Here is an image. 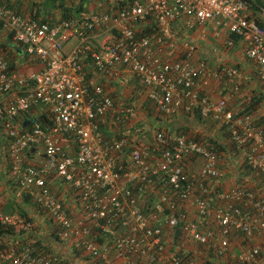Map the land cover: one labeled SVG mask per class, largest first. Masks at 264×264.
I'll list each match as a JSON object with an SVG mask.
<instances>
[{"label":"built area","instance_id":"built-area-1","mask_svg":"<svg viewBox=\"0 0 264 264\" xmlns=\"http://www.w3.org/2000/svg\"><path fill=\"white\" fill-rule=\"evenodd\" d=\"M121 1L54 23L0 4L2 33L40 63L33 72L11 70L0 51V118L12 179L53 217L61 242L101 264H197L198 258H186L179 247L171 249L178 229L205 247L204 253L211 249L236 264H264V196L243 183L218 190L226 172L213 145L157 128L153 137L146 136L135 121V105L117 107L106 83L139 81L166 117L198 111L226 129L251 169L264 174V129L256 115L232 106L246 74L221 57L222 46H241L264 88V28L251 2ZM149 20L153 31L138 36L137 28ZM211 24L227 34L224 44L212 48L218 61L211 60L210 51L200 56L198 44L189 39L203 36ZM232 35L239 36V44ZM73 39L77 43L66 51ZM218 80L224 90L219 98L211 87ZM33 107L50 123L22 132L15 120ZM126 116L134 130L105 139L99 122L126 124ZM36 152L39 157L32 159ZM193 163L200 164L198 172L191 170ZM51 177L75 191L74 216L51 190ZM0 225L21 231L33 224L0 206ZM36 243L9 242L0 249V264H52L50 254L35 252Z\"/></svg>","mask_w":264,"mask_h":264},{"label":"trees","instance_id":"trees-1","mask_svg":"<svg viewBox=\"0 0 264 264\" xmlns=\"http://www.w3.org/2000/svg\"><path fill=\"white\" fill-rule=\"evenodd\" d=\"M80 2L77 5L71 6L70 4L73 2L72 0H46V7L47 11H51L54 8H58L61 11V19H73V18H79V16L89 11L88 5L86 3L88 0H79ZM110 0H100V2L104 3L107 8H109V2ZM121 5H123L121 0H118ZM251 2L253 6V14L254 18L257 19L259 24L264 28V0H248ZM71 2V3H70ZM0 4L14 10L15 12L21 14L24 11H21L23 9L24 5H20L19 2L11 4L9 1L0 0ZM75 4V3H74ZM89 4V3H88ZM26 11V10H25ZM28 11L30 12L29 16H31L34 19L54 23L51 21L49 17L46 15L43 16L41 8L38 6L33 5V7L28 8ZM263 14V15H262ZM154 25L149 20L146 24L144 23L143 26H140L137 28L138 36H143L146 34H149L153 31ZM235 39L236 43L239 44V36L232 35ZM13 39L11 36H8L6 39H0V51L6 53L9 61H10V69L11 70H23L22 67H24L22 64H20V59H24V61L27 63L28 61L32 63H37L35 59H32V57L28 54H24L22 58H19L17 55V52L10 48V42H12ZM29 63V62H28ZM85 63L88 65V67L91 65V58L89 56L88 59L85 60ZM239 67L240 65L237 64ZM241 67V66H240ZM239 67V68H240ZM90 68V67H89ZM91 75V74H90ZM137 91L134 93L137 97H139L140 93L145 96L146 103L145 108L140 104L136 96L132 94V97L130 99H127L126 101L121 100V96L116 97L113 95L115 104L117 107H127V106H133L138 110V114L141 112L145 117V119L152 124L157 123V129L169 132L173 135H186L189 139H194L199 141L200 143H204L207 145H213L214 148L219 152H226L228 159L231 158H237L239 164H233L235 167L237 166L241 168V170L238 171V173L241 171L242 180L239 183L245 184L249 190H252L256 193L258 196H264V174L258 171H253L247 161L243 158L240 153H238L235 150L234 144L231 141L230 135L227 130L223 128L224 137H220L218 134L215 135L216 131H210L208 130V127L204 126V129L200 128H193L190 124H182L178 127H175L173 125L170 126V124L164 122V118L166 117L164 113L160 112L157 108V106L150 100L145 94V89L143 86H141L137 81ZM261 84V83H260ZM131 96V95H130ZM251 98L249 100L243 98V103L241 105V109L245 112H249L251 114L256 115L257 120L256 123L258 126H260L262 129H264V112L261 110L262 103L264 101V91H254L251 95ZM248 95V98L250 97ZM247 97V96H246ZM235 102L241 100L239 96L235 98ZM238 99V100H237ZM140 108V109H138ZM35 112H38V122L36 123H30L28 120L33 118V116L36 115ZM187 114V113H185ZM190 118H194L197 122H195L196 125H204V122L208 121L205 120L198 111L195 112V114H187ZM115 116H112L111 118L115 121ZM185 120L188 123V119L185 116ZM189 118V119H190ZM110 120V119H109ZM210 120V119H209ZM16 124L20 127V131L25 132L27 130H31L36 126H44L47 123H50V120L47 118V114L42 111L40 108L33 107V109L24 115H20L15 120ZM4 120L0 118V144L8 148V135L5 132V126H4ZM142 123V122H141ZM165 123V124H163ZM143 125V124H142ZM99 130L103 137L105 139L113 140V138L121 137L123 132H129L130 130H134V128L131 125L130 119L126 116V124L121 123H115V125H110L105 122H99ZM170 130V131H169ZM149 137V136H148ZM153 137L150 136V138ZM71 144V142H69ZM7 152V151H6ZM237 155V156H235ZM226 157V156H225ZM224 159V163H226V158ZM10 168V166H9ZM56 179L54 177L50 178V181L48 182L49 186L51 187V190L54 191L56 196L62 201L63 204L69 206L68 211L71 213L70 215L74 216L73 209L70 207L71 205L68 203L69 199L67 197L72 196L74 199L77 198L75 191L69 186L67 182L64 180L60 181L58 184V181H55ZM16 185V183H14ZM13 184V186H14ZM67 185V186H66ZM224 185V184H223ZM223 185L220 187L221 189H226L223 187ZM66 186V187H65ZM225 186V185H224ZM23 197L26 201V203L31 204L32 206L37 207V211L43 216V214H47V212L44 210V208L40 207L36 202L33 201L30 194L23 192ZM2 196H0V206L6 213H20L22 216L26 217L28 221H30L33 225L30 230L24 229L21 231H17L15 228L5 225H0V249L7 246L9 242L13 241L16 243H28V240L30 239H36L37 243L35 245V252L38 251L45 253H48L52 256V264H76L72 261L75 260V258L82 257L85 260H88L90 264H101V262L98 259H94L91 256H86L84 254V250L73 247V251L68 252L66 250H60L61 246L58 248L53 249L49 244L47 243V239L45 235L42 232H39L40 229L43 230V225L38 223L36 217L34 214H31V211L25 209L23 206H20L18 204L14 205L12 204V207H6L5 203L1 200ZM73 199V200H74ZM75 204V203H74ZM16 206V208H13ZM39 215V214H38ZM50 218L51 223L53 224V231L49 232V237L55 236L53 238V244L55 242L56 246H59L60 244H64L61 242V240L56 236L58 227L55 224V221L53 217H51L49 214H47ZM40 216V217H41ZM238 241L242 240L241 234L238 232L235 234ZM49 238V239H50ZM52 241V240H51ZM189 242V243H188ZM60 243V244H59ZM175 245L179 252L186 256V258H198L197 264H219V259L221 257H216L214 255V252L210 249L209 253H204L206 251V248L202 245H199L195 242L188 241L187 238H185L184 234L178 229L177 237L175 240ZM54 245V246H55ZM67 245V244H66ZM181 245V247L179 246ZM53 246V247H54ZM55 246V247H56ZM68 248H70V245H67ZM239 247V246H238ZM65 248V247H64ZM210 255V256H209ZM223 264V263H220ZM228 264V263H224Z\"/></svg>","mask_w":264,"mask_h":264},{"label":"crops","instance_id":"crops-1","mask_svg":"<svg viewBox=\"0 0 264 264\" xmlns=\"http://www.w3.org/2000/svg\"><path fill=\"white\" fill-rule=\"evenodd\" d=\"M5 1H8V2L10 1L11 4L19 2L20 5H24L23 9H21V11H24L23 13H21L22 15L29 16L30 12L28 11V8L33 7V5H35V6H38L39 8H41L43 16L46 15L53 22L59 21L61 19V16H62L61 11L58 8H54L50 12L47 11L46 0H5ZM91 1H93V0H91ZM99 1L100 0H94L93 1L94 3L91 2L92 4H88L89 11H97V10L100 11L102 9H105L104 3L100 4V6L96 5V2H99ZM70 5L73 6L72 4H70ZM206 31H207V33H205L203 36L201 34H199V35H195L194 37L189 38L190 41L197 43L199 47L201 45V49H200L199 53H200V56H202L203 58L204 57L206 58V56H207L206 52L210 51V49L215 48V47H220V43L217 42L218 39L221 42V40H223L224 38L227 37L226 36L227 34H225V31L220 29L219 24H211V29L209 27L208 30H206ZM7 38L8 37L5 36L2 33V31L0 30V39H2V40L6 39L7 40ZM220 38H221V40H220ZM74 40H76V39H74ZM13 43H15V42L14 41L10 42V44H9L10 48L17 52V50L12 46ZM239 46L240 45H238L237 47H239ZM73 47H71V48L66 47V51H70ZM24 54H26L25 51H24ZM24 54L19 55L17 53L19 58H22L24 56ZM244 58H246V56H245V53L243 52V50L240 46V50L235 47V50L232 51V55L228 59H226V60L224 59L223 61L233 63V64L234 63L239 64L241 66V67L240 66L239 67L246 74V78L243 82V89L245 90V94L251 95L255 90L256 91H264V88L260 84L261 82L258 79V75L256 72L255 65L251 61H249L248 59H244ZM222 59H223V57H222ZM20 60H21L20 64H22L24 66V67H22L24 71L33 72V71H37L40 69V63L35 64V63L30 62V61H28L29 63L28 62L26 63L24 61V59H20ZM217 61L214 62L216 65H217V63H216ZM214 63H213V66L215 67ZM105 81H107V80H105ZM106 83L109 84V87L111 88V91H113L114 96H116V97L121 96V92H119L118 90H115V89H119L117 87L119 85V82L112 81L110 83L109 82H106ZM136 84H137V82H135V79L126 78L125 86L123 85L120 88H127L129 86L134 87ZM211 87L214 90H216V92H215L216 97L219 98L220 96H222L223 86L221 85L220 80L214 82V84L212 83ZM3 98H4V96H3ZM0 99H1V97H0ZM234 100H236V99H234ZM261 110L262 111L264 110V101L262 103ZM35 113H36V115L33 116V118H38V115H37L38 112H35ZM171 125L172 124H170V126ZM6 151H7L6 147L3 146L2 144H0V196H2V198H1L2 202L5 203L6 207H8V206L12 207V204H14V205L18 204L20 206H23L25 209L31 211L32 215L34 214L38 223L43 225V227H44L43 229H45V228L47 229V225H46L44 218L40 217L37 214V212H35L36 207H33L31 204L26 203V201L23 197V191L21 190L20 187H18L17 185L14 184L15 182L10 175V168H9V163L7 161V152ZM38 157H39V154L37 152L33 153L31 155L32 159H37ZM13 184H14V186H13ZM67 198L69 199V202L71 205L70 207L73 209V212H78L79 208H77L78 204L76 203V200L72 196H69ZM13 208H16V206H14ZM64 250L70 252L67 245L65 246ZM78 258L80 259L79 264H90L88 260H82L81 261V258L80 257H78Z\"/></svg>","mask_w":264,"mask_h":264},{"label":"rangeland","instance_id":"rangeland-1","mask_svg":"<svg viewBox=\"0 0 264 264\" xmlns=\"http://www.w3.org/2000/svg\"><path fill=\"white\" fill-rule=\"evenodd\" d=\"M72 1L73 2L72 3L70 2V3L73 4V5H77L80 2L79 0H72ZM93 1L88 0V2L86 3V5H88V3L89 4L94 3ZM100 4H102V2H100V1L99 2H96V5L97 6H100ZM209 27L211 29V25H208L207 28H206V30H208ZM224 39H223V41L225 42ZM220 40H221V38H220ZM223 41L221 40V42H223ZM217 42L220 43L219 39L217 40ZM224 42H223V44H224ZM76 43H77V40H74L73 39V40H71L69 42V44H68L67 47L68 48H71ZM222 47H223V50H222V53H223L222 55L223 56L221 55V57H223V59L226 60V59H228L232 55V51L235 50V48H233L232 50H228L224 46H222ZM199 49H201V45H200ZM239 50H240V48H239ZM208 55L211 57V60H213V59L214 60H217L220 57L218 50H215V49H210V52L208 53ZM244 59H247V58H244ZM225 64H227V65H233V63L231 64L229 62H227ZM137 86L138 85L136 84L134 87L129 86L127 88H120L121 86L118 85L117 87L119 89H115V90H118L119 92H121V97H120L121 100L126 101L127 99H130L132 97V94L135 95L134 93L137 91ZM0 97H2V94L1 93H0ZM135 98H137L138 101L140 102V104L143 106V108H145V103H146V99L145 98L146 97L143 96L140 93L139 97L136 96ZM234 105H235V102L232 101V106H234ZM138 109H140V108H138ZM263 112H264V110H263ZM185 116L189 120L188 123L185 120L186 119ZM144 117L145 116L143 114H141V112H140L139 114H137V117H136L135 121H137L139 123V126L141 128H143V126H144V129L143 130H145L144 131L145 135L150 137V136L154 135V132H155L157 126H158L157 125L158 122H155V124L149 123ZM189 118H190L189 115L185 114V112H183V111H180V113H178V114H176L174 116L165 117L164 118V122L165 123H168V124H172L174 126V128L175 127H178L179 125H182V124H185V125L190 124L191 127H193V128H197L198 127L200 129H204V126H206V127H208V130L213 131V132L216 131L215 135L218 134L220 137H222V136L224 137L223 128L220 125L216 124L214 121L208 120V121L204 122V125L202 124V126L201 125L199 126V125H196L197 123L195 124V122H197V121L194 118H190V119ZM165 123H163V124H165ZM136 136L137 135H133V137H136ZM221 154H222L223 158H226V160H227L226 163L224 164V167L227 170V175L225 176L226 183H227L226 187H229V186H232V185H235V184L239 183L242 180V178H240L241 171L238 173V171L241 170V168L240 167L237 168V166L235 167L233 165V164H239V163H236V160H238V159L237 158L228 159V157H227V154L228 153H226V152H221ZM235 156H237V155H235ZM191 169L194 170V171H196V172H198L200 170V164L193 163L191 165ZM49 181H50V179H49ZM55 181H58V184L60 183V180L59 179L58 180L56 179ZM223 187L226 188L224 185H223ZM68 203L70 204V202H68ZM33 207H36V206L34 205ZM35 212H37V214H39V216H41V214L37 211V207L35 208ZM41 217L44 218V220L46 222V225H47V229L45 228V229L41 230L42 229L41 228L39 232H42L45 235V237L47 239V243L53 249H55V248H58L59 249V247L61 246V249L60 250H63L64 247L66 246V244H60L59 243L60 245L59 246H56L55 245V242L53 244V238L55 236L53 235V236H51V238L49 237V232L53 231V224L51 223L49 216L47 214H43V216H41ZM69 251L70 252L73 251V248L70 247L69 248ZM82 260H85V259L81 257V261ZM228 260H229V257H226V258L225 257H221L218 262H219V264L220 263H223L224 264L225 262L228 263ZM72 261L75 262L76 264H79L80 259L77 256L75 258V260L72 259ZM229 263L230 264H236L233 261L230 262V260H229Z\"/></svg>","mask_w":264,"mask_h":264},{"label":"clouds","instance_id":"clouds-1","mask_svg":"<svg viewBox=\"0 0 264 264\" xmlns=\"http://www.w3.org/2000/svg\"><path fill=\"white\" fill-rule=\"evenodd\" d=\"M8 37V36H7ZM17 44V43H16ZM20 46V45H19ZM243 89V88H242ZM244 90V89H243ZM242 90V92L238 95L240 98H241V100H239V101H237L236 103H235V106L237 105H242V103H243V98H245V99H247V100H249L250 98H251V96L249 95V94H245V90L243 91ZM248 95L250 96L249 98H248ZM247 96V97H246ZM223 168H224V170H225V176L227 175V170L225 169V167L224 166H222ZM192 170V169H191ZM225 176L221 179V180H219V184H220V187L224 184L225 185V187H226V185H227V183H226V179H225ZM233 186V185H232ZM232 186H229V187H226V189L227 188H230V187H232ZM219 187V189L218 190H224V189H221ZM172 240H173V242H172V244H171V249L172 250H176L177 249V247H176V245H175V239H173L172 238ZM179 250V249H178Z\"/></svg>","mask_w":264,"mask_h":264},{"label":"water","instance_id":"water-1","mask_svg":"<svg viewBox=\"0 0 264 264\" xmlns=\"http://www.w3.org/2000/svg\"><path fill=\"white\" fill-rule=\"evenodd\" d=\"M12 46L17 50V53H18L19 55L24 54V51H25V50H24L23 47H20L19 45L15 44V43H13ZM37 120H38L37 118H31V119H29L28 121H29L30 123H36V122H38Z\"/></svg>","mask_w":264,"mask_h":264}]
</instances>
